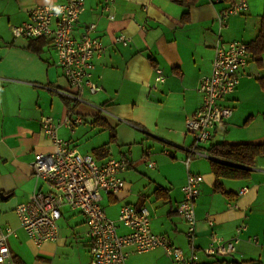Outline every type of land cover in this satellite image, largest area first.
Returning <instances> with one entry per match:
<instances>
[{
    "label": "crops",
    "instance_id": "1",
    "mask_svg": "<svg viewBox=\"0 0 264 264\" xmlns=\"http://www.w3.org/2000/svg\"><path fill=\"white\" fill-rule=\"evenodd\" d=\"M62 1L0 0V225L16 233L8 237L11 262L89 263L90 241L81 212L62 206L58 239L41 245L28 238L15 213L16 206L39 186L31 170L34 155L54 150L41 129V117L60 121L71 105L83 123L73 129L59 127L61 138L98 162L127 158L132 163L120 173L124 189L104 193L101 201L107 217L116 221L117 232L129 231L117 221L121 206L145 207L151 230L188 253L187 225L178 212L187 176L186 148L193 141L185 121L202 103L196 86L201 76L211 72L218 37L224 43L255 40L264 27V0H247L248 9L230 15L221 29L217 15L227 1L196 0L187 7L182 0H84L73 36L79 38L83 28L94 23L92 35L105 51L94 59L92 70L100 89L93 94L86 90L83 96L105 108L106 114L57 92L73 89L58 67L50 38L11 35V27L27 21L33 7ZM121 33L128 37L126 45L115 40ZM155 68L162 70L164 79L153 87ZM220 104L233 112L224 128L214 132L211 143L202 146L209 157L194 156L188 168L203 176L195 200L196 264H264V155L248 167V178H221L230 193L224 194L214 190L211 161L217 159L209 154L218 143L264 144V52L258 61L249 51L238 85ZM242 188L247 191L238 195ZM230 199H236L237 207L228 205ZM241 225L245 227L238 232ZM211 234L226 240L238 237L234 252L205 256L201 249L211 242ZM253 236L257 241L250 240ZM126 250V264H183L159 247L141 253L131 247Z\"/></svg>",
    "mask_w": 264,
    "mask_h": 264
},
{
    "label": "built area",
    "instance_id": "2",
    "mask_svg": "<svg viewBox=\"0 0 264 264\" xmlns=\"http://www.w3.org/2000/svg\"><path fill=\"white\" fill-rule=\"evenodd\" d=\"M226 0H209L212 4ZM60 12L57 14L56 10ZM248 9L247 0H229L217 15L219 29L225 26L230 15H237ZM84 10V0H64L55 4L37 5L29 11V19L20 25L11 27L13 38H50L61 68L73 91L57 92L74 102L90 103L84 98L87 90L90 94L97 92L100 86L92 79L94 59L105 51L104 44L92 35L95 24L90 23L83 28L79 38L73 36L75 23ZM116 42L126 45L128 37L121 33ZM249 59L247 44L240 40L227 43L218 37L214 45L211 72L198 79L196 90L202 97V103L194 115L185 121V130L191 133L193 141L187 150L184 164L187 168L185 184L182 186L183 199L178 205V212L186 225V236L190 251L185 253L173 245L171 240L162 234L154 233L150 227V214L147 208H136L123 205L119 209L117 221L129 229L124 234L117 232L116 221L107 217L101 205L104 193L115 194L124 189L125 182L120 173L131 166L127 158L107 159L98 162L94 156L82 153L71 146L68 140L58 135V129L66 126L73 129L83 123V118L73 114L74 105L60 121L49 115L40 119L42 131L52 141V152L37 153L31 163L32 175L39 186L31 197L15 208L20 227L36 245L56 241L59 237L58 220L61 207L66 205L81 212L85 217L86 235L90 241V260L88 264H126L131 247L132 252L141 253L154 248H162L166 254L178 263L196 264L197 251L193 243L196 235L195 200L200 193L203 176L189 172L191 159L209 157L202 146L211 143L213 134L224 128L225 121L231 116L233 109L220 104V100L231 93L239 83V70L246 66ZM164 79L162 70L155 68L153 87ZM98 113H108L105 108L94 105ZM165 153H167L165 151ZM151 167L153 162H149ZM247 188H242V195ZM230 207H237L236 199H230ZM209 226L213 225L207 220ZM241 225L237 231L244 229ZM16 235L9 226L0 225V264H12L8 246V237ZM251 241H257L255 236ZM238 237L226 240L211 234V242L203 247L202 253L208 257L230 255L235 250Z\"/></svg>",
    "mask_w": 264,
    "mask_h": 264
},
{
    "label": "trees",
    "instance_id": "3",
    "mask_svg": "<svg viewBox=\"0 0 264 264\" xmlns=\"http://www.w3.org/2000/svg\"><path fill=\"white\" fill-rule=\"evenodd\" d=\"M196 0H182L187 7L194 4ZM227 2L229 0H226ZM247 48L252 52L256 60H260V55L264 52V27L255 40L247 44ZM209 154L217 160L211 161V169L216 177L214 190L226 193L221 183V178L245 179L250 175L248 167L253 166L255 158L264 155V144H226L218 143L209 148ZM212 264H219L218 262Z\"/></svg>",
    "mask_w": 264,
    "mask_h": 264
},
{
    "label": "clouds",
    "instance_id": "4",
    "mask_svg": "<svg viewBox=\"0 0 264 264\" xmlns=\"http://www.w3.org/2000/svg\"><path fill=\"white\" fill-rule=\"evenodd\" d=\"M55 10H56L57 14H59V12H60V9H59V8H57V9H55Z\"/></svg>",
    "mask_w": 264,
    "mask_h": 264
}]
</instances>
